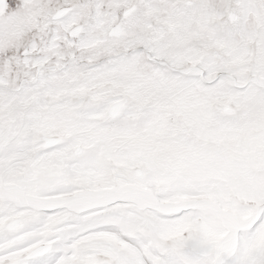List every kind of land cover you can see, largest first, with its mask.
<instances>
[{"label":"snow or ice","instance_id":"1","mask_svg":"<svg viewBox=\"0 0 264 264\" xmlns=\"http://www.w3.org/2000/svg\"><path fill=\"white\" fill-rule=\"evenodd\" d=\"M0 264H264V0H0Z\"/></svg>","mask_w":264,"mask_h":264}]
</instances>
